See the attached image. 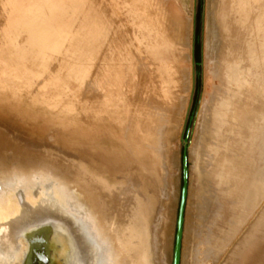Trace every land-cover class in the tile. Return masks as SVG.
<instances>
[{
    "label": "rangeland",
    "instance_id": "374dc122",
    "mask_svg": "<svg viewBox=\"0 0 264 264\" xmlns=\"http://www.w3.org/2000/svg\"><path fill=\"white\" fill-rule=\"evenodd\" d=\"M148 1L153 25L141 12L142 0H0V148L88 171L104 201L119 206L116 216L110 215L114 205H102L105 222L119 227L121 218L126 225L120 241L129 263L171 264L183 138L192 115L180 264H264V181L250 192L264 164L259 147L264 136V48L261 40L253 39V19L260 15L264 27V16L253 4L246 7L245 0ZM156 24L160 29L167 26L162 35L159 29L155 36ZM148 29L151 36L146 35ZM154 40L158 58L146 59L145 45ZM162 40L171 41L163 45ZM143 59L150 62L148 72ZM216 65L220 78L215 76ZM5 77L14 78H7L10 85ZM49 81L57 88L51 89ZM147 95L153 100L150 106ZM161 102L164 109L159 106L157 112L154 106ZM158 113L162 120L155 123V140L150 129ZM129 144L141 151L149 168L141 182L146 188L153 185L156 204L133 186L130 203L119 194L124 188L119 175L134 165L124 151ZM87 195L94 199L92 193ZM151 226V238L154 232L159 245L156 258ZM42 244L34 239L32 245Z\"/></svg>",
    "mask_w": 264,
    "mask_h": 264
},
{
    "label": "bare ground",
    "instance_id": "6f19581e",
    "mask_svg": "<svg viewBox=\"0 0 264 264\" xmlns=\"http://www.w3.org/2000/svg\"><path fill=\"white\" fill-rule=\"evenodd\" d=\"M142 1H143V3H142L143 6L141 7V12L142 11L145 12V19H147L148 23H149V21H151L153 18V14L149 12L151 9V7L149 9V4L151 1L150 2L148 0H142ZM156 1L161 2L159 0H156ZM219 1H221V0H219ZM152 2H154V0ZM249 3L253 4V6H254L253 9L255 8V9L259 10L260 14L262 16H264V0H245L244 5L247 4L246 7H248ZM213 4H214V2H213ZM215 4H216V1H215ZM151 5H153V3H151ZM162 5H163V3H162ZM234 5H238V4H236V2H234ZM214 6H217V4ZM156 7H157V5H156ZM221 7H224V5ZM226 7H229V6H226ZM214 8H216V7H214ZM152 9H154V7H152ZM160 9L163 10V8H161V7H160ZM251 10L249 11L250 13H251ZM153 12H155V11H153ZM159 14H156V16L161 17V16H159ZM244 15H245V12H244ZM156 16H155V18L157 19ZM139 17H141V16H139ZM234 17H236V16H234ZM161 18L159 19V21L161 20ZM153 20L155 21V19H153ZM253 20L255 21L254 27H256V30L254 29V32H253L254 33L253 39L258 40V41L261 40V45L264 48V27L259 23L261 20V16L256 15V17ZM229 21H231V20H229ZM237 21H239V20H237ZM162 22H164V21L162 20ZM165 22L168 23V21H165ZM165 22H164V24H165ZM159 23H161V21ZM143 24H145V23H143ZM151 24L153 25L152 21H151ZM164 24L163 25L161 24L163 26V28H164V26H166ZM230 24H231V22H230ZM139 25H140V22H139ZM139 25H137V27ZM141 26H140V28L142 29ZM153 27H154V29L157 28V32H155V36H156V35H158V30L160 29L159 28L160 26H159V24H156V25L152 26V28ZM232 27L230 29H232ZM163 28H161V29H163ZM166 28H167V26H166ZM149 29L151 30L150 26H149ZM149 29L147 30L146 35L151 36V34L149 33ZM161 29H160L161 34L159 32L160 35H162V33H163ZM138 30H139V28H138ZM170 30H172V29H170ZM142 31H145V30H142ZM135 33H136V31H135ZM146 35H145V37H146ZM215 36H216V32L214 31L213 32V38H215ZM237 37L239 39V35ZM166 38L168 39V35L166 36ZM158 40H160V39H158ZM130 41H132V40H130ZM162 41H163V45H167L166 41H168V40H166V41L162 40ZM170 41H168V42H170ZM231 41L233 43L232 39H231ZM237 41H239V40H237ZM160 42H161V40H160ZM228 42H230V41H228ZM259 43H257V44H259ZM138 44H140V43H138ZM142 44H143V42H142ZM160 44L161 43H159V45ZM239 45L241 46V44H239ZM252 47H253V45H252ZM249 48H250V46H249ZM158 49H159V47H158V43L156 42V40H154V42L149 41L148 44L145 45V49H144V51H146L149 54V56H147L146 59H151L152 57L157 59L158 53H159ZM214 49L215 48H213V50ZM133 50H135V49H133ZM251 51H252V49H251ZM128 53L131 54L130 52H128ZM251 53H249V54H251ZM240 54H241V52H240ZM143 57L144 56H142V58ZM249 57H250V55H249ZM118 59H117V61L121 60V59L120 60H118ZM146 59H145V61H146ZM162 59H166L164 55L162 56ZM261 59H262V63L264 64V57ZM173 60H175V59H173ZM214 60H215L214 64H216L215 63L216 59L214 58ZM143 62H144V59H143ZM146 63H145V65H146ZM164 63H166V61ZM249 63H251V62H249ZM127 65H125V66H127ZM136 65H139V64H136ZM136 65H134V66H136ZM147 65H148V66H146L147 69L145 68L146 71L148 70V68L150 66V62H149V64L147 63ZM158 65H159V63H158ZM98 66L99 65H97V67ZM111 66H113V64ZM241 66H242V64H241ZM140 67H142V66H140ZM140 67H138L137 69L141 72L140 69H142V68H140ZM98 68H100V66ZM120 68H122V67H120ZM127 68H128V66L125 68V70ZM238 68H240V67H238ZM137 69H135V71ZM116 70H118V69H116ZM167 70H168V68H167ZM172 70H173V68H172ZM258 70H260V69H258ZM103 72H104V70H103ZM120 72L121 71H119V73ZM129 72H131V71H129ZM141 73H143V71ZM215 73H216L215 76L219 77L218 76L219 70L217 68V65L215 66ZM0 74H1V72H0ZM99 74H101V73H99ZM106 74L110 75L111 77L113 76V74H111L110 72H107ZM140 74H139V76L142 78L141 75H143L144 73L141 75ZM103 76H104V74H103ZM122 76H124V75H122ZM170 76H172V74ZM25 77H26V74H25ZM136 77H137V75H136ZM136 77L134 76V78H136ZM7 78H6V80H7ZM9 78H11V77H9ZM153 78L155 79V77H153ZM26 79H28V78H26ZM97 79L99 80L98 77H97ZM170 79H171V77H170ZM174 79L175 78H173V80ZM24 80L25 79H23V81ZM98 80H96V81H98ZM142 81H143V79L140 82H142ZM4 82L7 84L8 80H7V82L6 81H4ZM49 82H50L49 85H51L50 86L51 89L57 88V87L52 86L53 83L51 81H49ZM136 83L138 84V82H136ZM147 83H149V82H147ZM155 83L157 84V82H155ZM160 84H161V82H160ZM72 85L75 86V84H72ZM148 85L150 87V84H148ZM221 85H223V83ZM43 86H46V83ZM141 86L144 87L143 85H141ZM154 86H155V84H154ZM160 87L164 88L165 86H164V84H163V86L161 84ZM102 88H105V87H102ZM144 88L143 89L141 88L142 89L141 92H143ZM44 89H45V87H44ZM146 89H148V86ZM146 89L144 91L145 95L147 94V91L149 90L148 89L146 91ZM111 90H113V89H111ZM150 90H151V88H150ZM45 91H47V89ZM102 91H103V89H102ZM221 91H222V89H221ZM139 92H140V90L138 91V93ZM129 94H131V93H129ZM134 95H135V93H134ZM141 95H143V93ZM145 95H144V97H145ZM155 95H156V93H155ZM138 97H137L138 99H141L139 95H138ZM148 97H151V95L150 96L147 95V98ZM153 97H156V96H153ZM49 98H50V96H49ZM137 98H136V101H137ZM158 98L159 97H158V93H157V98H155V99L158 100ZM142 100H143V98H142ZM151 100H152V97L150 98L149 106L152 105ZM162 100H163V98H162ZM51 101L53 102L54 100L52 99ZM143 101H145V100H143ZM146 101H147V99H146ZM152 102H153V100H152ZM159 102H160V100L158 101V103ZM217 102H219V101H217ZM144 103H147V102H144ZM169 103H168V105H169ZM161 104H162V102L160 103V105L155 104L154 110L156 108H159V106H161ZM170 104H172V103H170ZM173 105L174 104H172L171 106H173ZM162 107L164 109V106H161V108ZM149 109L153 111V108L152 109L149 108ZM160 109H158V110L161 113ZM156 111H157V109H156ZM153 113H154V111H153ZM162 113H164V112H162ZM154 114L157 115V113H154ZM146 115H147V113H146ZM158 115L159 116H157V118L155 117L154 122H153V120L151 121L153 123H152L151 129H150V130H153L154 131L153 134H155V136H152L151 139L155 138V140H158L157 139L158 127H157V125H155V123H156V121H158L160 119L159 117L161 116L159 113H158ZM149 116L151 117L150 119H153L152 116H155V115L149 114ZM160 120H162V119H160ZM153 131H151V133ZM144 134H146V133H144ZM51 135H52V133H51ZM155 145L153 146V148H155ZM259 147H260V155H261L263 162H264V136L261 138ZM124 151L134 159V163H133L134 165H130L129 169L124 174H122L121 176L119 175V177L121 178L120 181L122 180L121 182L124 184V188L122 189L123 191L120 192L119 194L123 195L126 198L127 203H130L131 198H130L129 190L133 186L136 191H140L142 193H145L146 195L145 194L144 195L146 196L148 201H151L150 199L154 198L155 204H156L157 201H156V195L154 193L153 185L151 183L149 186H148V184H146L148 186V188H146L145 184H142V182H141L142 181L141 177L143 175L147 176V174L149 172L148 166L142 160L141 151H138L136 148H133L130 144L127 146L126 149H124ZM155 151H157V150H155ZM156 155H157V153H156ZM116 178H117V182H119L118 177H116ZM144 180L145 179H143V181ZM262 181H264V164L256 173V176H255V179L253 181L252 188L250 191L252 194H254L256 191L259 190V185ZM146 183H147V181H146ZM141 184L146 189H144ZM133 187H132V189H134ZM89 193H92L94 199H90V197L87 195ZM142 193H140V194H142ZM103 195H105V194L100 192L99 186L95 184L93 177L91 176V174L88 171H84V170L81 171L80 169L78 170L69 162L61 161L58 159L57 160H53V159L50 160V159H46V158H27L21 154H14V153L9 152V151L4 152V151H2V148H0V264H27L28 262H29V264H130L129 261L127 260L128 254L126 252V248L121 245V241H120L122 231L126 230V225L123 223L121 218L119 219V221L121 222V226H119V227L116 223H113L111 221L105 222V219H104V211H103V206H102L104 203L107 206H109V204L110 205L112 204V206L114 205L115 208L113 209V207H111V209H110V215L115 214L117 216L118 215L117 210H119V206L116 205V203H114V202L109 203V204L106 203L104 200H106L107 198L104 197ZM142 199H144V197ZM149 206L152 207V204ZM109 220H110V218H109ZM152 228H153V226H151L149 229V238H150L152 258L153 257L156 258L157 252L159 251L158 250L159 245H158L157 236H155L154 232H153V240L151 238ZM38 229H42L41 231H43V233L38 238H35L36 231ZM34 239L41 240L43 244L40 247L32 245ZM7 244H9V247H7Z\"/></svg>",
    "mask_w": 264,
    "mask_h": 264
},
{
    "label": "water",
    "instance_id": "95a60500",
    "mask_svg": "<svg viewBox=\"0 0 264 264\" xmlns=\"http://www.w3.org/2000/svg\"><path fill=\"white\" fill-rule=\"evenodd\" d=\"M196 64H199L198 62ZM193 116H189L188 127L185 131V137L183 138V151H182V185L180 190V199L178 205V212L176 218V229L174 235V245H173V254H172V263L171 264H180L181 258V243H182V234H183V223H184V210L187 196V183H188V166H187V141L189 133V124Z\"/></svg>",
    "mask_w": 264,
    "mask_h": 264
}]
</instances>
